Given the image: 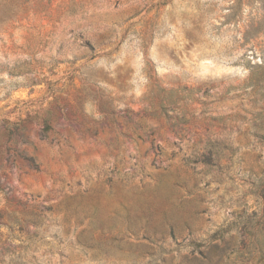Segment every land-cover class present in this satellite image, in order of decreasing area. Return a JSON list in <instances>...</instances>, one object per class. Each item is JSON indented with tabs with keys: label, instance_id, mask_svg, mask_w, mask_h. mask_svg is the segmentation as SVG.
Instances as JSON below:
<instances>
[{
	"label": "rangeland",
	"instance_id": "374dc122",
	"mask_svg": "<svg viewBox=\"0 0 264 264\" xmlns=\"http://www.w3.org/2000/svg\"><path fill=\"white\" fill-rule=\"evenodd\" d=\"M0 264H264V0H0Z\"/></svg>",
	"mask_w": 264,
	"mask_h": 264
}]
</instances>
